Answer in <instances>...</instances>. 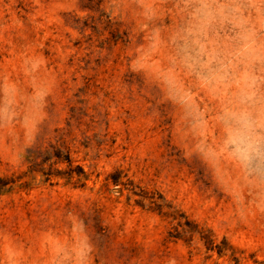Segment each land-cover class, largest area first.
I'll use <instances>...</instances> for the list:
<instances>
[{"label": "rangeland", "instance_id": "rangeland-1", "mask_svg": "<svg viewBox=\"0 0 264 264\" xmlns=\"http://www.w3.org/2000/svg\"><path fill=\"white\" fill-rule=\"evenodd\" d=\"M183 7L0 0V98L15 93L0 118V264H264V184L214 157L220 102L175 68L207 121L194 127L165 83ZM245 8L264 50V0ZM236 31L209 47L232 51Z\"/></svg>", "mask_w": 264, "mask_h": 264}, {"label": "clouds", "instance_id": "clouds-1", "mask_svg": "<svg viewBox=\"0 0 264 264\" xmlns=\"http://www.w3.org/2000/svg\"><path fill=\"white\" fill-rule=\"evenodd\" d=\"M186 15L184 25L172 37L175 49L173 69L164 73L173 99L181 104L203 129L205 120L189 92L177 81L174 71L180 68L220 102L215 120L220 128L215 158L230 161L241 174L264 184V77L253 71V65L264 61V50L255 46L253 33L245 27V0H182ZM231 27L237 46L228 52L210 48V33ZM15 93L4 90L0 98V118L14 114ZM85 255L84 251L80 253Z\"/></svg>", "mask_w": 264, "mask_h": 264}]
</instances>
